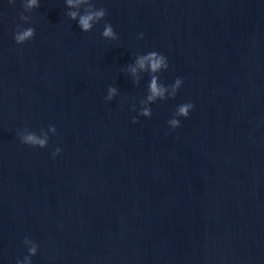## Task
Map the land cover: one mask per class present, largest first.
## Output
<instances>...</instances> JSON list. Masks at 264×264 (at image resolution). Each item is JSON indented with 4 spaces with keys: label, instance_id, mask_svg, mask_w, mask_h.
<instances>
[{
    "label": "water",
    "instance_id": "water-1",
    "mask_svg": "<svg viewBox=\"0 0 264 264\" xmlns=\"http://www.w3.org/2000/svg\"><path fill=\"white\" fill-rule=\"evenodd\" d=\"M92 2L107 15L84 32L65 0L28 22L0 0V264L25 238L31 264H264V0ZM17 25L35 36L16 43ZM150 51L182 84L145 117L150 73L127 67Z\"/></svg>",
    "mask_w": 264,
    "mask_h": 264
},
{
    "label": "clouds",
    "instance_id": "clouds-1",
    "mask_svg": "<svg viewBox=\"0 0 264 264\" xmlns=\"http://www.w3.org/2000/svg\"><path fill=\"white\" fill-rule=\"evenodd\" d=\"M14 2V0H10ZM68 11L66 15L72 19L77 20L80 29L84 32L92 30L93 26L100 20L104 19L107 15L106 9L103 7L97 9L96 5L92 0H65ZM40 6L39 0H23L24 11L20 13V19L22 21L28 22L31 17L25 15V12H31L33 9ZM83 7V12L81 8ZM104 38L115 40L117 39V34L113 30L110 23H106L104 30L101 34ZM35 36V29L33 27L22 28L21 25L16 26V32L14 39L16 43L22 44L26 41L32 39ZM141 38L143 33L140 34ZM169 67L167 57L156 51H150L146 54H140L136 57L133 64L128 65L127 71L131 73L134 82L139 83L141 72L150 73V82L148 85V95L145 99L141 100L140 103L143 107L140 110L139 115L150 117L152 115V109L149 106L151 103L155 102L157 99H166L168 97H175L177 90L182 84V79L177 78L175 82L171 85H165L160 82V78L157 75L162 70H166ZM118 94V89L115 86H109L107 91L106 100L111 101ZM194 105L189 103L181 104L177 107L174 118L168 121V124L172 128L180 126V120L176 117H187L190 110ZM133 122H136V118H133ZM48 131L53 134L56 133L55 126L50 125ZM48 132L41 129L40 134L29 131L27 128L20 134V140L24 144L31 146H39L41 148L46 147L48 143ZM61 151L60 148H56L53 152V156H56ZM25 245H31L28 247V252L30 255L25 256L23 260H18L17 264H31V256L37 253V245L28 238L24 240Z\"/></svg>",
    "mask_w": 264,
    "mask_h": 264
}]
</instances>
